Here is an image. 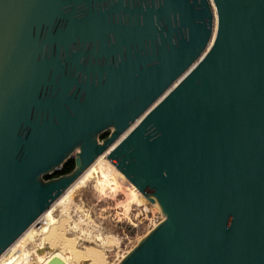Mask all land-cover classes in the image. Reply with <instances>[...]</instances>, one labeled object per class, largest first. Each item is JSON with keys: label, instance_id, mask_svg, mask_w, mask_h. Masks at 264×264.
<instances>
[{"label": "water", "instance_id": "water-1", "mask_svg": "<svg viewBox=\"0 0 264 264\" xmlns=\"http://www.w3.org/2000/svg\"><path fill=\"white\" fill-rule=\"evenodd\" d=\"M115 142L164 211L120 264H264V0H0V254Z\"/></svg>", "mask_w": 264, "mask_h": 264}, {"label": "bare ground", "instance_id": "bare-ground-1", "mask_svg": "<svg viewBox=\"0 0 264 264\" xmlns=\"http://www.w3.org/2000/svg\"><path fill=\"white\" fill-rule=\"evenodd\" d=\"M213 7V31L216 25V14L214 5L211 2ZM214 34V33H213ZM213 38V37H212ZM211 38V39H212ZM210 41L207 45L209 47ZM192 68V65L189 69ZM189 69L180 76L164 93L165 95L172 87L176 85V83L182 79L189 71ZM162 95V96H163ZM161 96V97H162ZM160 97V98H161ZM159 98V99H160ZM138 121V120H137ZM136 121V122H137ZM133 127V125L124 132L123 136ZM108 129L112 128V126L107 127ZM113 144L107 150L102 152L101 154L97 155L88 165L84 168L79 175L72 180V182L64 188L62 193L56 198L50 206L42 213V215L36 220L34 223L32 222L26 230L19 236V238L14 242L18 243L21 242L22 245V254L21 258H16L13 256L11 260H8L6 254L9 251V248L14 244L12 243L5 251L0 254V264H22L24 259L30 261V257H33L32 261L27 264H49L52 260H48L45 257V250L41 245L39 239L37 240V236L39 235V231L46 232V240L50 243L51 246L56 248L64 249L70 248L75 243H78V240H89L94 243V246H98L103 250H114V253L119 248V239L115 235H107L100 231L99 226L94 222V220L90 217L87 210L84 208L82 203L79 201L77 202L73 195H71V191L76 186L85 187L89 183L93 184L94 189L101 195V194H113L114 192L118 191L120 187V183L124 180H127L124 175L115 167L113 166L107 158V154L109 151L114 147ZM125 178V179H124ZM129 184V200L127 203H133L138 208L142 205L144 199H146L128 180ZM128 189V187H127ZM148 200V199H146ZM148 202V201H147ZM60 203L59 206V213L60 217L58 221H53L50 212L51 207L56 204ZM151 204L152 207H160L157 203ZM143 208V207H142ZM146 207H144V210ZM143 210V209H142ZM71 212H74L73 219L71 218ZM161 212H164L161 209ZM71 213V214H70ZM58 218V217H57ZM45 219L44 221H42ZM39 224V226H37ZM158 226V225H157ZM156 226V227H157ZM155 227V228H156ZM154 228V229H155ZM153 230V229H152ZM43 232V233H44ZM151 233V232H150ZM42 234V233H41ZM149 235V234H148ZM39 238V237H38ZM42 238V237H41ZM77 239V240H76ZM144 238L141 240V242ZM43 241V240H42ZM140 242V243H141ZM139 243V244H140ZM15 245V244H14ZM78 245V244H77ZM17 248V245H15ZM50 246V247H51ZM14 247V246H13ZM46 247V246H45ZM11 250V249H10ZM56 250V249H55ZM18 251V250H17ZM71 251V250H69ZM10 252V251H9ZM13 252V251H12ZM49 252V250H48ZM132 252V251H131ZM131 252H127L128 254L119 255L117 260L113 264H120ZM25 253L27 255H25ZM9 254V253H8ZM11 254V253H10ZM17 255V254H16ZM47 256V255H46ZM50 258V257H49ZM10 259V258H9ZM61 260V259H60ZM66 260H61V264H64ZM9 262V263H8ZM25 264V263H23Z\"/></svg>", "mask_w": 264, "mask_h": 264}, {"label": "rangeland", "instance_id": "rangeland-1", "mask_svg": "<svg viewBox=\"0 0 264 264\" xmlns=\"http://www.w3.org/2000/svg\"><path fill=\"white\" fill-rule=\"evenodd\" d=\"M110 130H112V128L105 131L107 135L110 133ZM105 132L97 134L95 139L101 140L100 135ZM77 150L78 149L72 151V153L66 157L64 163L74 158ZM39 179L46 181L45 176H40ZM71 192V195L74 196L76 201L82 203L90 217L99 226L101 232L107 235H115L119 239L120 246L118 250H116L118 253H114V250H103L98 246H94L95 244H92L89 240H78V245L75 243L70 248L59 250L48 243L45 235L46 232L41 230L39 231L37 240H41L40 243L46 252L45 257L48 260L63 259L66 260L64 264H113L116 262L119 255H127L131 252L164 218V216H162L163 212L162 214L160 212L161 209L159 210L158 207H152L146 199H144L139 208L131 202L127 203L130 198L129 194L131 193L129 192L127 180L120 183L118 191L113 194L100 195L91 183L85 187L76 186ZM59 206L60 203H56L51 207L50 216L53 221H58L60 217V213L58 212ZM144 207H146L145 210ZM71 213V218L73 219L74 212ZM44 220L45 219L42 221ZM14 244L17 245V248ZM14 244L9 248V254H6L8 260H11L13 256L21 258L24 255L21 249L22 245H19L22 243L18 242ZM25 255L27 254L25 253ZM32 259L33 257H30V261H32ZM30 261L26 262L24 259L23 263L27 264Z\"/></svg>", "mask_w": 264, "mask_h": 264}, {"label": "trees", "instance_id": "trees-1", "mask_svg": "<svg viewBox=\"0 0 264 264\" xmlns=\"http://www.w3.org/2000/svg\"><path fill=\"white\" fill-rule=\"evenodd\" d=\"M106 136H107V132L101 134L100 138L104 139ZM73 167H74V162H73V158H72V159H69L66 163H64V165L60 169L54 171L51 175H46L45 179L48 180L51 178H56V177H59L61 175L68 174L72 171Z\"/></svg>", "mask_w": 264, "mask_h": 264}, {"label": "built area", "instance_id": "built-area-1", "mask_svg": "<svg viewBox=\"0 0 264 264\" xmlns=\"http://www.w3.org/2000/svg\"><path fill=\"white\" fill-rule=\"evenodd\" d=\"M37 226H39V224Z\"/></svg>", "mask_w": 264, "mask_h": 264}]
</instances>
